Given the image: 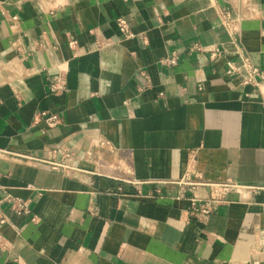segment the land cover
Wrapping results in <instances>:
<instances>
[{"label": "crops", "instance_id": "0c3cea01", "mask_svg": "<svg viewBox=\"0 0 264 264\" xmlns=\"http://www.w3.org/2000/svg\"><path fill=\"white\" fill-rule=\"evenodd\" d=\"M228 60L264 72V0H0V264H264V78Z\"/></svg>", "mask_w": 264, "mask_h": 264}, {"label": "built area", "instance_id": "2783aa9c", "mask_svg": "<svg viewBox=\"0 0 264 264\" xmlns=\"http://www.w3.org/2000/svg\"><path fill=\"white\" fill-rule=\"evenodd\" d=\"M15 17H13L14 19ZM238 16H231L228 13H223L221 15V22L227 27L228 30H236L237 23L239 22ZM118 24L122 30H127V24L123 19L118 20ZM217 48H214V52L217 51ZM176 59V58H175ZM175 59H171L168 63H175ZM226 72L229 76L238 78L242 84L247 83H257V80L264 78V72H262L258 67L248 64L246 60L242 61L239 64L228 60L226 62ZM63 89V83L61 79H56L54 82L50 83L51 91H59ZM39 119L43 120L47 126H55L59 122V117L55 113L48 114L43 112L38 116ZM217 189L226 190L233 187V184L224 183V184H215ZM5 200L10 205L11 209L16 214H25L28 212V204L26 200L14 196H6ZM208 201H203L200 204H196L195 201H191V213L195 214L197 212L207 213L209 212Z\"/></svg>", "mask_w": 264, "mask_h": 264}]
</instances>
